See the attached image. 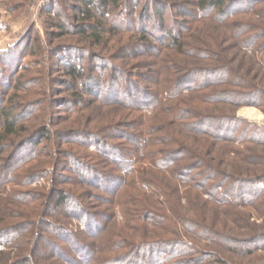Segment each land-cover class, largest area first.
Returning <instances> with one entry per match:
<instances>
[{
    "label": "trees",
    "instance_id": "obj_1",
    "mask_svg": "<svg viewBox=\"0 0 264 264\" xmlns=\"http://www.w3.org/2000/svg\"><path fill=\"white\" fill-rule=\"evenodd\" d=\"M262 3H45V41L31 30L24 51L0 54V264H236L264 251V229L237 207L264 203V174L231 175L214 156L238 139L264 145L263 127L223 112L264 105L225 50L264 47L262 25L235 19L264 18ZM45 177L49 191L32 187ZM219 214L252 237L222 233Z\"/></svg>",
    "mask_w": 264,
    "mask_h": 264
},
{
    "label": "rangeland",
    "instance_id": "obj_2",
    "mask_svg": "<svg viewBox=\"0 0 264 264\" xmlns=\"http://www.w3.org/2000/svg\"><path fill=\"white\" fill-rule=\"evenodd\" d=\"M50 0H0V54L5 52L6 50L15 47L16 45L20 44V49L22 51L25 50L27 44L29 43L30 37L28 33L34 30V34H37L42 37L43 41H45V28H46V20L47 14L41 12V7L45 5V3L49 2ZM243 5V4H242ZM262 10H264V3L261 6ZM67 15L70 14V11L66 10ZM69 13V14H68ZM235 19L237 20H245L256 22L264 28V18H262L259 14H247L241 13ZM211 26H205L204 31ZM214 27V26H212ZM215 28V27H214ZM221 33V36L226 33V29L223 27H219L217 29ZM222 31V32H221ZM59 41V40H58ZM67 43V42H63ZM232 41L225 42L226 46V55L231 57L234 56L236 62L233 61L234 65L238 67L241 73H246L249 71L250 78L256 83L264 87V68L262 67L264 64V47L259 48L258 46L255 47H248V48H240V47H233ZM57 44V42H55ZM45 45H47L45 43ZM224 46V45H223ZM224 46V47H225ZM228 46V47H227ZM230 53V54H228ZM29 59L34 60L33 57L26 58V63L29 62ZM34 70L38 66H34ZM34 73L27 74V76H33ZM58 77V74H56ZM59 87V85H57ZM237 86H234L232 89H237ZM63 97V96H61ZM60 99V98H58ZM63 99V98H62ZM257 100V98H255ZM261 104L264 103V100H258ZM216 106H203L202 108H209L210 111L219 113V107ZM224 113L230 114L234 113L235 115L253 123L254 125H258L264 128V105L262 106H255V105H223ZM252 108L257 110L259 113L263 115L262 120H256L241 113V110ZM213 109V110H212ZM108 111L110 109H107ZM62 111V110H61ZM108 113V112H107ZM240 134L243 132L240 131ZM247 135V134H246ZM244 137V135H241ZM247 137V136H246ZM228 145L232 151L229 154L223 153L222 148H218L219 151H216L214 156L218 158L224 159V165H222L223 169L226 170L231 175H235L237 177H245L254 179L261 174H264V164L259 163L260 156H256L254 158L255 162H246L242 160L240 156H238L237 152H243L246 156L250 155H264V145L258 144L255 142H251L248 140H241L238 139L231 143L225 144ZM221 146V145H220ZM93 151L94 148H91ZM223 151V152H222ZM217 152L220 154H217ZM251 163V164H250ZM52 186V181L50 177L41 178L38 184L32 185V187H37L40 190L49 191ZM259 187L263 188V182L259 183ZM205 200V198H203ZM264 201V199H263ZM183 205L186 204V200L183 199ZM264 203L259 205V208L249 207V206H237L239 211L244 215L249 216V222L257 227V231H263L264 229ZM216 208V207H215ZM220 215V222L217 224V228L224 234L235 235V237L242 238V239H249L252 237L254 231L249 230V225L238 226L234 221L228 218L225 215ZM117 223L120 224L123 222V216L118 214L117 216ZM69 230L73 232H77V230H83L84 225L80 224L79 222L72 221L68 226ZM203 248L208 250H221L219 246L210 242V240L206 241H198ZM3 250L4 248L1 247ZM14 249V250H13ZM11 252V261H14L15 258L14 253L15 248L9 249ZM225 256L229 257L228 254ZM16 259V258H15ZM232 261L236 264H258L264 262V251H257L250 256H232Z\"/></svg>",
    "mask_w": 264,
    "mask_h": 264
},
{
    "label": "bare ground",
    "instance_id": "obj_3",
    "mask_svg": "<svg viewBox=\"0 0 264 264\" xmlns=\"http://www.w3.org/2000/svg\"><path fill=\"white\" fill-rule=\"evenodd\" d=\"M241 113L247 116H250L251 118L256 119V120L263 119V115L259 113L257 110L252 109V108L243 109L241 110Z\"/></svg>",
    "mask_w": 264,
    "mask_h": 264
}]
</instances>
